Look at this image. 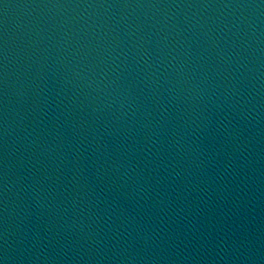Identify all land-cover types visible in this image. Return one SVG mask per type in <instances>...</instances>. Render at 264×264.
Masks as SVG:
<instances>
[{
  "label": "water",
  "instance_id": "water-1",
  "mask_svg": "<svg viewBox=\"0 0 264 264\" xmlns=\"http://www.w3.org/2000/svg\"><path fill=\"white\" fill-rule=\"evenodd\" d=\"M0 264H264V0H0Z\"/></svg>",
  "mask_w": 264,
  "mask_h": 264
}]
</instances>
